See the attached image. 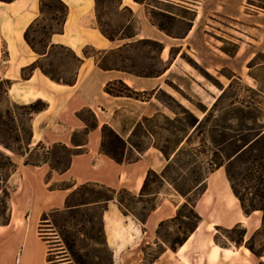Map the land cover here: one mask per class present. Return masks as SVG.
Here are the masks:
<instances>
[{
	"label": "crops",
	"instance_id": "0c3cea01",
	"mask_svg": "<svg viewBox=\"0 0 264 264\" xmlns=\"http://www.w3.org/2000/svg\"><path fill=\"white\" fill-rule=\"evenodd\" d=\"M63 1L69 7L64 29L63 32L54 33L50 40L51 44L67 46L83 59L74 85L56 82L39 68L33 71L30 78H23V68L45 56L35 52L24 37L28 26L41 15L40 0H0V78L12 81L9 99L20 104L43 99L49 104L47 109L33 115L31 148L42 142L47 147L63 143L79 150L72 157L70 168L64 173L52 170L48 164L27 165L23 156L13 152L10 154L17 163V170L9 180L14 189L10 200V221L0 224V264H10V257H15L16 264H50L49 246L39 232L38 236L44 242L41 255L25 243L23 230L28 226L29 213L14 199L16 192L32 188L39 182L51 192L59 194L65 206L66 197L74 188L94 182L117 192L126 189L140 196L148 171L152 169L161 172L167 159L159 150L149 146L139 152L129 143L132 131L144 117L166 112L162 103L156 100L155 93L172 82L182 93L190 94V98H187L189 101L197 97L208 105L210 96L212 101L209 104L212 105L219 96L214 89L201 84L198 73L185 62L184 53L190 54L199 64L212 70L211 64L203 56L210 54L215 61L220 62L215 66L227 68L240 78L248 74L254 79L245 68L249 69L248 63L255 54L264 52L261 37L264 36V13L247 14L251 24L249 28L237 31L239 36L234 42L238 44L239 50L235 55H230L212 41L210 30L213 25L206 19H212L215 14L205 13V0H171L177 6L195 12V19L189 20L190 28L183 36L170 35L154 24L144 2L122 0L120 8L129 7L133 11L138 28L134 37L116 40L108 39L99 29L95 0ZM226 15L234 20H241L243 16L242 13ZM144 38L156 39L164 44V61L170 60L171 51L174 50L169 68L160 76L142 77L119 70H104L99 67L95 56L85 54L87 49L105 51ZM236 59L240 62L239 67L233 63ZM117 79L138 91L152 93L146 100H141L112 96L105 92L106 83ZM179 100L186 104L184 100ZM87 107L96 114L98 126L86 134L85 141L75 144L72 140L74 133L87 128L78 113ZM104 124L111 126L127 141L122 161L115 160L102 150ZM129 152L133 154L132 160L127 159ZM47 176H50L49 180ZM66 181L73 183L74 187L52 189L54 185ZM151 195L161 197L146 222L134 215L125 214L117 197L108 202L104 221L107 241L114 254V264H143V246L156 244L160 223L171 220L183 203L174 193L161 195V192H157ZM195 208L202 217L195 231L176 251L166 249L152 264H257L247 247L224 246L216 241L218 227L231 228L242 223L247 228V237L262 223L260 211L250 215L244 213L224 167L208 175L206 190L197 200Z\"/></svg>",
	"mask_w": 264,
	"mask_h": 264
},
{
	"label": "trees",
	"instance_id": "16d2710c",
	"mask_svg": "<svg viewBox=\"0 0 264 264\" xmlns=\"http://www.w3.org/2000/svg\"><path fill=\"white\" fill-rule=\"evenodd\" d=\"M117 1L120 7L122 0ZM135 1L144 2L143 0ZM95 2L98 27L104 36L110 40H116L131 38L136 35L138 21L129 7L125 8L130 11L131 14V17L127 19V24L124 25L121 31H115L109 27V23L103 21L102 13H100V7L106 4L107 0H95ZM40 9L41 15L28 26L24 37L35 52L45 56L23 68L22 76L25 79L30 78L33 71L39 68L44 74L56 82L74 85L77 82L78 71L83 59L77 56V54L67 46L51 44L50 40L54 33L63 32L69 7L63 0H40ZM190 11L193 13L190 20H194L195 12L192 10ZM152 21L161 30L172 35L162 23L154 20ZM163 49L164 44L161 41L152 38H144L127 42L117 48L105 51L96 52L87 49L85 50V54L95 56L99 67L104 70H119L136 76L156 77L162 75L169 68V63L174 56V50H172L170 60L164 61L162 58ZM222 49L230 55H235L239 47L237 43H234L233 49H228L225 46H223ZM61 51L69 52L75 62L74 72L70 77H65L57 73L59 67L55 66V61L60 59ZM44 60L49 61L51 68L45 65ZM256 66L259 67L262 75L253 71ZM248 67L250 69L249 74L258 82V93L264 96V52L257 53L256 56L249 61ZM199 69L203 74L209 76V73H207L205 69L200 67ZM69 70L70 68H66V71L69 72ZM225 75L231 82L228 86L219 85L222 93L217 97L212 107L208 108L203 103L197 104L198 108L205 113L202 119H199L191 109L174 99L183 110L184 114L187 115V117L179 118L176 112L177 116L174 120L184 125V120L187 119L186 126H192L194 131H198L203 125L206 127L211 117L215 116V111L225 99L228 90L233 86V79H241L229 69L228 74ZM11 85V80L0 78V104L3 99L7 100L9 103L5 109H2L0 105V145L16 155L23 156L25 158L24 163L27 165L40 166L48 164L52 170L59 173L66 172L71 166L72 157L77 154L79 150L63 143H56L51 147H47L42 142L31 148L33 115L47 109L49 104L43 99H37L27 104L12 102L8 96ZM104 90L112 96H126L141 100H146L149 94L147 91L136 90L121 79L108 81ZM238 103L241 102L237 98L233 104ZM83 111H87L91 114V121L87 120L82 115ZM78 116L85 122L87 128L84 131L74 133L72 140L75 144L76 142L85 141L86 134H88L91 129L98 126L97 116L91 108H83L79 111ZM152 117H144L137 124L129 137V143L139 152H143L145 149L143 148V144L140 141L134 140L133 137L136 135L138 127H141L144 121H148ZM227 128L225 124L221 125V135L225 136V130ZM181 130H187V128L182 127ZM254 130L256 133L253 135L252 139L238 147L237 151L233 154H229L227 151L226 145L229 139H224L218 143L211 137L210 141L214 146V148H211L207 144L210 132L208 131L207 133L206 129L201 131V145L212 149V153L207 155L208 148H204L203 150L196 148V155L205 154L208 157L206 161L207 167L204 168V177L203 174H199L195 178L197 183L196 186L198 187L200 185L199 192L195 199L187 198L186 201L178 207L176 215L171 220H167H179L178 228L181 230L182 235L165 238L162 235L161 229L167 221L161 222L157 230V235L159 239H162L163 243H160L158 239L156 242L158 247L152 253H149V250L154 249L153 245L143 247V264H152L166 249L170 248L176 251L187 241L202 220L201 215L196 211L195 207L197 200L206 190V179L211 172L221 167H225L231 187L235 195L239 198L244 213L250 215L256 210H260L263 213L261 226L250 239L246 241L247 247L253 254L259 257L263 256L261 252L256 250L252 241L256 237V234L264 232V128H256ZM102 131L103 152L117 161H122L127 141L108 124L103 125ZM238 131L240 132L241 129ZM80 133L82 134L81 137L79 135ZM237 136H241V134ZM186 137L187 142H190L191 135ZM108 141L112 144L111 148L108 146ZM183 141L184 139L178 142L172 153L168 146H155L164 154L171 164V162H174L175 158L185 149V146L182 145ZM248 149L252 153V159L250 160V164L241 167V159ZM40 150L43 152L40 153ZM132 155H128L127 159L132 160ZM172 155H174L173 158ZM16 170L17 163L14 161L13 157L0 149V208L9 211V214L0 221V224H7L10 221L11 185L9 184V180ZM152 175L160 180L166 178L163 172L158 173L152 169L149 170L140 196H136L126 189H121L117 192L112 188L94 182L83 183L74 188L67 195L63 209H53L43 215L42 225H47L49 229L45 230L43 226H40L39 233L49 246V257L52 252V236H56L55 239H58L61 245V252L64 254L63 257L66 258L65 261H68L67 264H114V254L107 241L104 221V212L107 210L108 202L117 197L121 207L126 208L127 211H131L124 200L119 197V194L127 192L134 198H142L148 194L147 188L149 186V179ZM47 178L49 180L50 176H47ZM73 187V183L66 181L54 185L52 189H69ZM156 205L157 203L152 204L148 211L146 207H144L146 211L140 214H134L139 220L146 222L151 211L156 208ZM218 229L228 232L229 238L234 241L237 246H242L245 243L247 228L242 223H238L231 228L218 227ZM232 232H236V235L230 234ZM215 238L218 242L217 235ZM48 260L50 259L48 258Z\"/></svg>",
	"mask_w": 264,
	"mask_h": 264
},
{
	"label": "rangeland",
	"instance_id": "374dc122",
	"mask_svg": "<svg viewBox=\"0 0 264 264\" xmlns=\"http://www.w3.org/2000/svg\"><path fill=\"white\" fill-rule=\"evenodd\" d=\"M143 1L147 7L149 17L154 21L162 23L173 36H183V34H185L190 28L191 23L189 20L193 13L189 8L177 6L171 0ZM225 6L227 8H225ZM204 7L205 13L215 14L213 16L211 15L212 19H206L213 25V29L210 30L213 34L212 41L216 45L233 49L234 41H236L235 38L239 36L237 31L247 29L251 24V18L247 14L264 13V0H205ZM100 13H102L103 21L109 23V27L115 31H121L124 25L127 24V19L131 17L130 11L125 8L121 9L117 0H107V3L100 7ZM226 13H242L243 16L241 20H234L230 19ZM261 37L264 43V36L261 35ZM245 40L249 41L248 38H245ZM243 46L245 47V44ZM249 52L251 51H248V53ZM203 56L205 60L211 64L212 70H208L204 65L199 64L190 54H183L185 62L193 67L198 73L201 84H204L205 87H210V89H214L216 95H220L222 91L219 85L228 86L231 82V80L225 75L228 74V69L215 66L220 62L215 61L210 54H204ZM44 63L47 67L51 68L48 60H44ZM233 63L235 67H239L240 65V62L237 59L233 60ZM55 66L59 67L57 73L65 77H70L74 72L75 62L69 52L61 51L60 59L55 61ZM199 67L205 69V71L209 73V76L203 74ZM66 68H70L69 72L66 71ZM245 70L250 72V69L245 68ZM253 71L262 75L258 66H256ZM257 89L258 82L252 79L248 74H245L244 78L241 79L234 78L233 86L228 90L225 99L215 111V116L211 117V120L207 123L206 127L203 125L198 131H194L192 126H186L187 119L184 120V125L181 122L174 120L177 116L176 112L178 113L179 118L187 117L174 99L187 108L188 106L186 105H189L191 107L189 109H192L193 113L198 116L199 119H202L205 113L198 108L197 104H206L197 97H193L191 98V101H189L187 98H190V94L186 92L182 93L178 86L172 82L167 83L164 88L158 90L155 93V98L158 102L162 103L166 112L157 113L150 120L144 121L143 125L136 130V135L133 139L140 141L143 144L144 149L152 146L154 149L159 150L155 145H165L170 148L171 153L176 148L178 142L184 139L182 145L185 146V149L175 158L174 162H171V164L165 157L167 162L165 161L163 169L158 173L163 172L166 178L160 180L152 175L149 179L147 195L142 198H134L127 192L119 194V197L122 198L131 209V211H127L126 208H122L123 212L135 216L134 213L140 214L141 212L146 211L144 207H146L148 211L152 204L157 203L161 197L158 195H151V193L161 192V195L164 193H174L179 200H182V202H185L187 198L195 199L200 189V185L198 187L196 186L197 183L195 178L199 174H203L204 177V168L207 167L206 161L208 160V157L205 154H195V152H197L196 148L199 150L208 148L201 145V131L206 129L207 133L208 131L210 132L207 144L211 148H214L210 141L211 137L218 143L224 139H229L226 145L227 151L229 154L235 153L238 147L252 139L253 135L256 133L254 129L264 128V96L258 93ZM151 93L152 92H149V94ZM149 94L147 95L148 97L150 96ZM237 98L242 104H233ZM179 99L184 100L186 104H183ZM211 101V97L208 96V105H206L208 108H211L213 105L209 104ZM8 104V101L3 99L0 105L2 109H5ZM82 115L87 120H92V116L89 112L83 111ZM223 124L228 127L225 130V136L221 135V125ZM182 127L187 128V130H181ZM239 129H241L240 132L238 131ZM240 134L241 136H237ZM79 135L80 137L82 136L81 133ZM189 135H191V141L187 142L186 136ZM108 146L110 148L112 147V144L109 141ZM0 149L8 154L12 153L2 145H0ZM42 152L43 151L40 150V153ZM211 153L212 149L208 148L207 155H210ZM128 155H132V153L129 152ZM173 157L174 155H172V158ZM251 159L252 153L248 149L241 159L240 166L245 167L247 164H250ZM12 192H14V189L11 186V194ZM61 198L62 197L59 194L51 192L50 189L39 182H37L32 188H26L24 191L16 192L14 194V199L29 213L28 226L23 230L25 243H27L29 248H32L39 255L42 254L44 244L38 236L40 226H43L45 230L49 229L47 225H42L43 215L53 209H63L64 204ZM259 213L263 214L262 211ZM8 214V210L6 211L4 208H0V221H2ZM178 225L179 220L167 221L161 229L162 235L165 238L182 235ZM255 231L245 237L243 249L244 247H247L246 241L250 239ZM230 234L236 235V232ZM216 235L219 244L237 247L235 242L229 238V233L225 230L217 229ZM52 238V252L49 257V263L67 264L68 261H65L66 258L63 257L64 254L61 252V245L58 239H55L56 236H52ZM159 241L160 243H163L162 239H159ZM252 242L256 250L261 252L263 256H256L247 247L251 251V257L255 259L257 264H264V232L256 234V237ZM147 245H153L154 247V249L149 250V253L154 252L158 247L157 244H145L143 247ZM13 262L16 264L15 257H10V264Z\"/></svg>",
	"mask_w": 264,
	"mask_h": 264
},
{
	"label": "bare ground",
	"instance_id": "6f19581e",
	"mask_svg": "<svg viewBox=\"0 0 264 264\" xmlns=\"http://www.w3.org/2000/svg\"><path fill=\"white\" fill-rule=\"evenodd\" d=\"M248 250V249H247Z\"/></svg>",
	"mask_w": 264,
	"mask_h": 264
}]
</instances>
